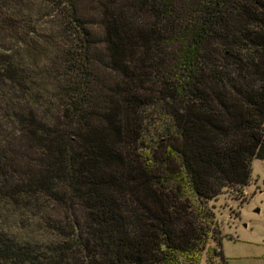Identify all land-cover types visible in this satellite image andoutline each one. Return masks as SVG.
<instances>
[{"label":"trees","instance_id":"16d2710c","mask_svg":"<svg viewBox=\"0 0 264 264\" xmlns=\"http://www.w3.org/2000/svg\"><path fill=\"white\" fill-rule=\"evenodd\" d=\"M252 160L264 0H0V264H226Z\"/></svg>","mask_w":264,"mask_h":264},{"label":"rangeland","instance_id":"374dc122","mask_svg":"<svg viewBox=\"0 0 264 264\" xmlns=\"http://www.w3.org/2000/svg\"><path fill=\"white\" fill-rule=\"evenodd\" d=\"M250 177L248 185L228 189L209 203L226 264H264V161L252 160ZM209 245L217 246L215 240ZM208 258L204 252L201 264ZM212 261L224 264L218 255Z\"/></svg>","mask_w":264,"mask_h":264}]
</instances>
